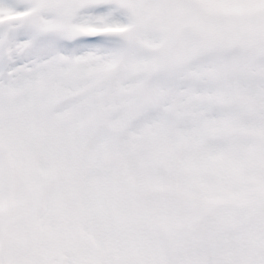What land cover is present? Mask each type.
Masks as SVG:
<instances>
[{"label": "snow or ice", "instance_id": "snow-or-ice-1", "mask_svg": "<svg viewBox=\"0 0 264 264\" xmlns=\"http://www.w3.org/2000/svg\"><path fill=\"white\" fill-rule=\"evenodd\" d=\"M0 264H264V0H0Z\"/></svg>", "mask_w": 264, "mask_h": 264}]
</instances>
